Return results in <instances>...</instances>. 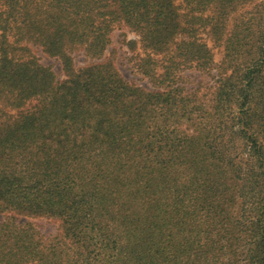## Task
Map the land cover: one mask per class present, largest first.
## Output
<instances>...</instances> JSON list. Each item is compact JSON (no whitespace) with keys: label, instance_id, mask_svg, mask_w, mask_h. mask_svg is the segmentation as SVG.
<instances>
[{"label":"trees","instance_id":"obj_1","mask_svg":"<svg viewBox=\"0 0 264 264\" xmlns=\"http://www.w3.org/2000/svg\"><path fill=\"white\" fill-rule=\"evenodd\" d=\"M0 211V264H264V0H0Z\"/></svg>","mask_w":264,"mask_h":264},{"label":"rangeland","instance_id":"obj_2","mask_svg":"<svg viewBox=\"0 0 264 264\" xmlns=\"http://www.w3.org/2000/svg\"><path fill=\"white\" fill-rule=\"evenodd\" d=\"M137 39V37L128 31L127 29H115L110 34V45L107 48L105 56L112 57V63L115 65L116 69L120 75L126 80L136 85L150 87L147 79L143 77L140 73L136 71L135 62L137 56L141 54L139 48L135 47L134 51H128L126 48V43L129 40ZM32 54L38 58L39 62L44 66H48L56 79L61 80L64 78L63 71L61 69V63L55 57H50L41 52L38 48H31ZM214 60L218 61L221 58V49L213 48ZM88 60L80 52L73 54V63L75 67L82 66L86 64ZM184 75V85L186 88L196 87L199 85L211 84V76L202 75L197 71L186 70L182 73ZM7 213L0 211V221L6 218ZM17 223H23L25 221L30 222L33 227L42 234L45 238L52 237L58 229L57 222L45 218L34 217V218H24L20 217Z\"/></svg>","mask_w":264,"mask_h":264}]
</instances>
